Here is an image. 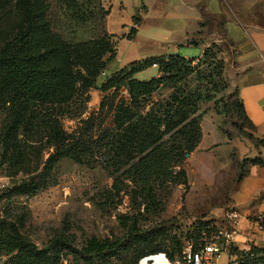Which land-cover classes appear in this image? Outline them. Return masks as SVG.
Segmentation results:
<instances>
[{"label": "rangeland", "instance_id": "1", "mask_svg": "<svg viewBox=\"0 0 264 264\" xmlns=\"http://www.w3.org/2000/svg\"><path fill=\"white\" fill-rule=\"evenodd\" d=\"M44 1L51 7L54 33L71 47L94 41L104 31L109 33L112 27L108 29V20L114 6L121 13L130 11V6L123 1L77 0L88 18L80 22L71 17L61 0ZM137 2L131 0L135 14L128 33L112 39L116 58L91 88H87L83 76H79L76 82L64 83L59 93L46 102L36 101L31 96H24L18 102L15 91L0 92V223L10 222L39 249H45L53 242L67 244L69 247L62 252L60 264H137L142 254L156 248L165 253L155 256L176 251L179 240L184 241L188 232H196L194 222L208 217L218 206L223 183L231 182L234 176V165L227 160L225 149L207 153L208 159L201 156L192 159L190 156L195 149L181 165L187 173L186 183L166 182L154 186L162 211L146 214L144 206L138 208L140 201L135 195L136 187L127 177L130 165L119 152L112 150L111 139L107 137L116 129L115 113L109 105L113 91L103 93L100 89L109 77L130 62L139 60L147 51L145 48L137 50L141 41L138 46L134 42L132 45L123 43L131 29L140 26L141 12L146 11L145 6ZM255 4L250 7L246 0V22H264V3ZM101 10L107 16H102ZM25 15L23 0H13L0 11V50L19 34ZM200 54L201 49L194 43L181 48V55H188L190 59ZM72 56L76 70L84 74L82 60L73 51ZM115 69L117 71L113 72ZM152 77L148 71L138 80ZM197 84L193 79L190 86L195 88ZM207 88L211 89V86ZM171 92L168 88L162 89L154 95V100H165ZM211 94L213 100L200 103L199 113H203V117L218 115L216 101L220 110L232 102L239 103L230 89L219 93L212 91ZM127 95V91L121 89L115 103ZM219 116L224 117L221 129L225 133L240 136L242 128L248 126L239 109ZM17 120L21 122L19 131L16 136L10 135V128ZM213 136L216 140L221 135L215 133ZM59 139L75 145L81 162L77 164L67 159L47 171L46 162L55 153V140ZM1 238L2 235L0 241ZM92 239L111 244L119 241L125 249L115 254L95 255L87 261L82 250ZM8 258L5 251H0V264ZM224 260L225 256H222L218 262ZM145 262L163 264L165 260L155 257L153 261Z\"/></svg>", "mask_w": 264, "mask_h": 264}, {"label": "trees", "instance_id": "2", "mask_svg": "<svg viewBox=\"0 0 264 264\" xmlns=\"http://www.w3.org/2000/svg\"><path fill=\"white\" fill-rule=\"evenodd\" d=\"M12 1L0 0V11ZM61 2L74 20L87 21L88 18L77 0ZM23 6L26 14L24 25L19 34L0 50V92L15 91V101L18 102L24 96L46 102L59 93L64 83L76 82L79 76H83L87 88L94 86L107 65L116 58L112 41L115 36L104 31L94 41L71 47L54 33L49 4L44 0H23ZM101 13L102 16H107L103 10ZM136 22L139 23L137 19ZM136 33L137 29L132 28L127 40H133ZM72 51L82 60L84 74L83 71L76 70ZM222 53L221 46L212 44L200 58L190 59L172 54L135 61L114 73L100 87L103 93L113 91V100L109 105L115 113L116 129L108 133L107 137L111 139L112 150L119 152V156L130 165L127 177L136 187L135 195L140 201L138 208L144 206L146 214L162 211V203L158 201L154 189L156 184H184L187 181V173L181 165L198 147L202 137L203 113H199L200 103L213 100L212 91L219 93L229 89L224 76L225 61ZM154 66L158 67L157 77L143 81L135 78L137 74ZM193 79L198 82L195 88L190 86ZM165 88L172 90L169 97L155 101L154 95ZM121 89L127 91L128 97H122L115 103ZM238 100L239 103L232 102L229 105L232 109L227 104L223 110L219 109L216 101V113L228 114L231 110L239 109L249 121L242 100L239 97ZM20 125V120H17L9 134L16 136ZM55 141L56 150L46 162L47 171H52L67 159H72L77 164L81 162L79 154L75 152V145H71L66 139ZM252 163L264 165L259 159ZM212 224L213 220L195 221L193 227L196 232H188L184 241L179 240L177 250L166 256L174 260L181 254L186 241H194L195 249H199L198 240L202 232L208 231ZM0 231L3 236L0 251H5L9 257L3 264H60L62 252L69 247L64 243L53 242L47 248L39 249L13 224L6 221L0 223ZM122 249H125L122 242L111 244L109 241L92 239L83 248L82 255L87 261H91L95 255L115 254ZM161 253L165 252L158 248L144 253L138 258L137 264L147 257ZM251 254L256 257L251 258ZM232 255L237 256L239 264H264V250L257 248L246 253L233 248Z\"/></svg>", "mask_w": 264, "mask_h": 264}, {"label": "crops", "instance_id": "3", "mask_svg": "<svg viewBox=\"0 0 264 264\" xmlns=\"http://www.w3.org/2000/svg\"><path fill=\"white\" fill-rule=\"evenodd\" d=\"M118 1L127 3L130 11L121 13L119 8L113 7L108 29L112 27L109 33L114 36L128 33L135 14L131 0ZM140 2L146 11L141 12L136 36L123 42L129 45L134 42L138 46L141 41L137 50L145 48L147 51L137 61L181 55V48L192 46V43L201 49L197 57L200 58L212 44L221 46L225 79L229 89L242 100L249 121L247 127H241L242 132L238 136L222 131L224 117L209 114L202 118V139L190 157L208 159L207 153L222 148L227 160L232 163L230 165H234L231 182L223 183L221 201L217 207L211 206V216L203 220H215V225L226 227L228 222L224 213L235 208L242 215L235 248L241 253L252 248L264 250V238L251 225L252 218L264 211V165L252 163L256 159L264 162V22H246V0H138L137 3ZM262 2L264 0H249L250 7ZM183 57L188 58V55ZM148 71H151L152 78L159 75L158 67L154 66L135 78L139 79ZM215 133L221 135L216 140ZM145 261L143 263L147 264ZM230 262L238 263L237 256H225V260L217 264Z\"/></svg>", "mask_w": 264, "mask_h": 264}, {"label": "built area", "instance_id": "4", "mask_svg": "<svg viewBox=\"0 0 264 264\" xmlns=\"http://www.w3.org/2000/svg\"><path fill=\"white\" fill-rule=\"evenodd\" d=\"M224 217L228 222L226 227L212 224L208 231L202 232L198 240L199 249H195L194 241H186L180 255L174 260H169L165 254V264H217L222 256H233L232 249L235 248L236 236L239 234L242 215L235 208L227 209ZM252 229L264 238V211L256 214L251 220ZM255 258L254 254L250 255ZM145 259L142 260V263ZM239 264V263H236Z\"/></svg>", "mask_w": 264, "mask_h": 264}, {"label": "water", "instance_id": "5", "mask_svg": "<svg viewBox=\"0 0 264 264\" xmlns=\"http://www.w3.org/2000/svg\"><path fill=\"white\" fill-rule=\"evenodd\" d=\"M155 257H156V256H151V257H149V258L147 259V261L151 262V261H153V260L155 259Z\"/></svg>", "mask_w": 264, "mask_h": 264}]
</instances>
